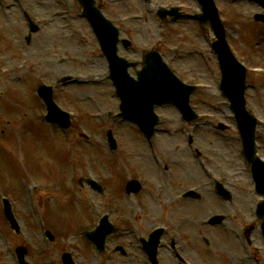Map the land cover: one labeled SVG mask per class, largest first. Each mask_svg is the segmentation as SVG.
I'll return each mask as SVG.
<instances>
[{"label":"rangeland","instance_id":"rangeland-1","mask_svg":"<svg viewBox=\"0 0 264 264\" xmlns=\"http://www.w3.org/2000/svg\"><path fill=\"white\" fill-rule=\"evenodd\" d=\"M2 1L0 10L4 7V3L5 7L4 12L0 11V48L2 49L0 58L7 57L8 63H10L19 61L24 56L28 69L20 75L21 78L15 85L7 86L2 83L4 78L0 77V129L6 130V136L0 138V182L11 186L8 192L17 197L16 204L21 219L29 225L32 224V220L27 215L29 212L28 199L19 185L18 177L38 175L54 180H56L54 177H58L61 180L59 181L60 186L63 181L74 185L72 194L59 190L58 194L49 200H40L39 209L41 212L43 210L45 220L51 221L52 225L48 223L53 228L56 242L39 258L36 252L32 253L33 258L30 255L28 264H60L59 253L64 246L68 245V242L64 241L66 230L79 223L82 224V221L93 220L87 211V195L92 194L95 199H99V197L88 188H79L78 177L87 175L98 177L105 189L103 199L116 200L120 204L121 208L119 209L124 213L125 203L127 205L128 201L125 198L122 200L123 194L120 188L129 176L137 177L139 171L145 173L143 176L149 192L140 195L138 206L144 203L146 213L140 220H136L137 225L144 229L153 221H163L169 213L171 216L173 214V218L176 215H188L191 219L182 227V230L187 232L185 241L193 247L188 252L191 259L198 264H242L238 262V257L245 253L244 241L241 238H236L234 233L239 234L244 223L254 220L252 213L259 197L254 192L250 176L243 170L238 154V133L234 128L225 132L215 128L218 120L227 124L231 122V110L228 102L222 99L217 91L219 71L216 63L211 59L209 53L204 51L208 48L211 39L209 33L201 30L198 23L191 18H184L175 25L162 28L164 30L158 29L151 18L145 22L143 19L133 21V28L139 31L135 38L139 41L146 39L149 44L155 45L160 36H166L169 45L178 44L181 40L186 42V44L180 43L183 53L196 49L203 51L208 62L205 59L202 60L204 57L201 58L194 54L192 60L188 58L182 61L175 60L173 65L179 71L181 79L187 82L207 84L206 90L202 89L199 95V91H197L191 96V102L199 114L206 113L213 116V118L201 117L194 123L184 124L178 118L175 108L171 106L158 107L157 110L162 115L161 124L149 146L128 121H124L123 124L119 119H114L113 125L118 122L116 126L119 130L118 139L122 146V152L133 153V160L139 163V167L135 169L131 165V160L125 159L124 155L114 154L112 156L108 153L102 140L104 125L91 116V113H95L97 108L103 110L104 107L108 109L115 105L117 100L111 92V87L108 86L110 82H104L101 86H97L98 84L95 86L73 84L61 89L57 87L58 103L77 113V118L73 120L72 126L74 128L73 134H71L73 141L78 135L76 123H80L81 127L91 134L90 144L78 142L77 146L73 145L72 151H66L61 133L53 132L50 125H45L42 122L40 125L33 124L32 133L25 134V136L21 134V127L28 125L31 117L43 114V107L35 95L36 86L40 81L51 82L53 73L63 72L66 69L73 68L78 72L89 71L90 68L85 65L86 59L90 58V54L96 49V44L86 25L79 18H74L73 20L63 19L66 21L65 23L57 19L56 21L69 25V28L60 29V27L50 24L43 29L44 33L35 34L32 37L33 45L28 47L25 45L26 33L21 11L12 5L11 0ZM120 1V3L114 4L109 1L111 10L120 15H133L140 12L138 11L139 0L137 2L135 0ZM25 3H27L26 6L32 18L48 16L58 9L65 11L68 8L72 15L77 11L71 0H31ZM218 4L226 17L228 36L233 49L235 48L234 50L246 60L247 64L264 67V23L253 20V15L262 13V10L245 2L232 5L228 3V0H218ZM133 28H128V30ZM77 29L82 31L84 40L77 37L75 33ZM260 37L263 38H261L263 40L261 44L252 48V42L259 40ZM52 49H58V53L69 57L66 65L57 62L58 54L51 53ZM99 61L97 60L98 64ZM36 63H38L37 66H35ZM99 66V71L104 69L103 64H99ZM92 71L95 70L92 69ZM18 76L16 75V77ZM249 80L262 85L264 77L250 76ZM247 93L248 108L256 110V115L264 116V87L257 88L253 85L247 90ZM228 117L229 120H227ZM261 130L264 131V128ZM169 131H172V135ZM189 136L194 141L191 146L187 143ZM259 144L263 147L260 154L264 155V138L260 139ZM193 147L206 154L203 159L208 157L207 161L213 172L220 175L226 174L231 180L230 184L226 185L232 193L230 202L226 201L225 203L218 200L212 189L205 187L200 191L202 201L185 202L183 205L174 203L172 195L181 191L182 188L199 182H207L203 176L204 173L196 164L197 161L195 163L193 160ZM152 149H155L161 158L166 154L171 156L172 160L176 161L174 164L177 165L173 167L175 175L165 180L166 193L157 197L153 193L159 180V174L151 167L154 164L152 155H149ZM50 160H52L51 164ZM21 162L24 163V167L20 165ZM48 164H50L48 168L42 167ZM117 165L120 167L117 168ZM152 204L154 210L150 211L146 207ZM215 212L226 213V223L218 227L197 225V220L202 223L205 216ZM0 228L8 231L2 220L1 204ZM30 234L32 240L37 242L38 229L35 231L33 227L30 228ZM203 237L208 239L210 249L213 245L217 255L204 245ZM253 238L254 244L258 245L260 242L257 231ZM9 239L10 245L15 243L14 238L9 237ZM216 240L221 243H216ZM79 242L80 248L75 251L74 257L78 261L82 260L84 264H94L92 259L96 257L91 248L84 240H79ZM118 242L127 245V237H123ZM6 259L7 264H16L10 254L6 256ZM244 264L253 263L246 262Z\"/></svg>","mask_w":264,"mask_h":264}]
</instances>
